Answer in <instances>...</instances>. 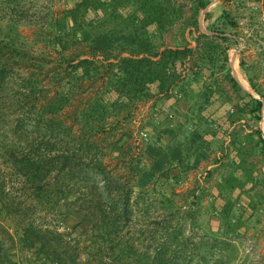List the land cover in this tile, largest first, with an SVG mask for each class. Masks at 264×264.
<instances>
[{
  "label": "trees",
  "instance_id": "16d2710c",
  "mask_svg": "<svg viewBox=\"0 0 264 264\" xmlns=\"http://www.w3.org/2000/svg\"><path fill=\"white\" fill-rule=\"evenodd\" d=\"M73 1L56 14L51 0H0V208L20 224V244L44 264H77L72 242H80L59 229L77 217L75 229L87 227V255L97 264H230L235 247L228 238L243 225L235 215L240 199L232 195L249 199L250 218L264 211V175L254 161H264L263 130L233 131L232 155L214 161L223 170L216 197L224 202V237L213 233L195 243L184 228L197 226V191L179 229L167 214L153 229H140L154 247L142 252L128 234L141 203L173 212L179 195L164 186L182 184L212 160L220 135L209 109L231 98L225 83L237 98L229 124L263 121L264 93L248 75L260 98L246 91L230 66L239 40L225 29L239 23L224 11L223 29L201 33L200 15L211 0ZM177 26L181 46L168 47L165 35ZM150 100L153 131L139 153H125L121 139L105 148L103 136ZM167 100H175L174 119L156 122ZM31 211L52 214L56 227L30 221ZM2 254L0 248V264H14Z\"/></svg>",
  "mask_w": 264,
  "mask_h": 264
},
{
  "label": "rangeland",
  "instance_id": "374dc122",
  "mask_svg": "<svg viewBox=\"0 0 264 264\" xmlns=\"http://www.w3.org/2000/svg\"><path fill=\"white\" fill-rule=\"evenodd\" d=\"M211 1L212 3L209 5L210 8L208 11L204 13V10L200 15V32L211 34L212 32H210V29L212 30L214 27H216L217 30L223 29L220 20L224 11H229L233 15L239 23V27L235 30L225 29V31L229 36L237 35L239 44L233 45L229 52L230 66L232 68L233 64L235 75L241 81L244 88L257 98H260L251 88L247 75L254 79L264 93V0H232L230 2H223L220 0ZM73 3V0H51L50 5L53 11L58 14L60 11L72 7ZM28 32L29 30H26L27 34ZM193 32L195 37H199L200 33H197L196 30H193ZM186 39L189 40L192 48L197 47L189 31L186 33ZM182 40L179 26L173 28L165 35V44L171 48L181 46ZM242 61L246 64L245 70L240 66ZM219 77L222 78V76ZM224 86L231 98L226 99V101L217 100L209 109V115L216 121V129L220 135L218 138L219 143L216 145V151L212 157L211 163L209 162L210 165L207 164L203 166V168L200 167L199 170L191 172L182 184L174 188L171 186H164V191L168 192L169 195L172 190L179 195L176 198V207H174L173 212L166 213V209L162 210L160 204L153 205L152 203L154 202L152 200H150L149 204L142 205L141 203L139 206L136 213L137 215L131 224L132 231L128 234V238L136 242V245L142 249V252L154 247V243L152 237L148 235V232H146L145 235L141 234V232H139L140 229H153L155 219L160 221L163 215L165 216L166 214L173 220L171 226L175 229H179L181 224L184 223L182 219L184 213L192 207L191 195L194 191H197V195L200 193L199 195L202 199L199 203L197 226H195V228H189L188 224H184V228L188 230L187 233L194 235L195 243L201 242V239L213 233L219 234L217 237H224L221 232L222 221L220 218V209L224 205V202L216 197V187L221 182L223 170H221L220 166L214 167L217 165L214 161L223 159L225 155H229V157L232 155L231 133L233 131L248 133L258 129L264 132V119L257 124L247 117L242 120V122H237L234 125L229 124L227 114L229 111L234 110L237 104V98L233 96L227 83H225ZM174 101L167 100L159 104L160 107L157 110L158 116H156V122L166 119L167 116L170 120L174 119L173 112L170 108L171 103ZM151 102L152 100L138 102L133 107L131 115L127 119L122 120V123L115 133L111 131L112 133L110 132L103 136L104 141L102 145L106 148L114 139H121L124 152L130 155H137L143 148L145 139L152 135L153 129L150 122L152 121L151 119L154 113L152 111L154 104ZM254 161L257 171L263 176V158H256ZM198 188H202V191H198ZM260 190H263V188L261 187ZM232 197L235 201L238 198L240 199H238L239 202L237 203L235 215L237 218L241 217L243 225L236 234L228 238L233 247H235V250L229 255L231 259L230 264H264V211L259 214V216L250 218L251 212L248 210V204L250 203L249 199L245 195H241L239 191H236ZM147 208H151L149 216L145 213ZM27 218L32 222L39 221L52 228L56 227L53 222L52 214L31 211L28 212ZM79 221L80 218L77 217L66 218L59 229L65 234L72 233L73 238H76L73 239V241L78 240L80 242V244H77V241L72 242L77 264H97V260L93 257L89 258L87 255L88 252L86 247L89 245L85 232L87 231V227L83 226L80 229H75ZM21 233L20 224H16L15 221L7 217L0 208V248L2 249L3 257L8 255L14 264H44L42 260L38 259L35 250L24 249L22 247L18 236ZM120 235H127L125 229H123Z\"/></svg>",
  "mask_w": 264,
  "mask_h": 264
},
{
  "label": "crops",
  "instance_id": "0c3cea01",
  "mask_svg": "<svg viewBox=\"0 0 264 264\" xmlns=\"http://www.w3.org/2000/svg\"><path fill=\"white\" fill-rule=\"evenodd\" d=\"M196 43V42H195ZM195 43H194V46H195ZM193 46V45H192ZM245 89V88H244ZM246 91H248L247 89H245ZM249 93H251L250 91H248ZM252 94V93H251ZM255 96V95H254ZM257 98V97H256ZM152 104H154V100H152V102H151ZM151 104V105H152ZM210 163H211V161H210ZM210 165L209 164V162L208 163H204L201 167L203 168V166H206V165ZM214 167H219V164L218 165H215ZM211 168V167H210Z\"/></svg>",
  "mask_w": 264,
  "mask_h": 264
},
{
  "label": "water",
  "instance_id": "95a60500",
  "mask_svg": "<svg viewBox=\"0 0 264 264\" xmlns=\"http://www.w3.org/2000/svg\"><path fill=\"white\" fill-rule=\"evenodd\" d=\"M210 8V6L204 11V13L206 12V11H208V9ZM203 13V14H204ZM232 69H233V75H234V77L239 81V83L243 86V84L241 83V81L238 79V77L235 75V72H234V68H233V64H232ZM244 87V86H243ZM256 97V96H255Z\"/></svg>",
  "mask_w": 264,
  "mask_h": 264
},
{
  "label": "built area",
  "instance_id": "2783aa9c",
  "mask_svg": "<svg viewBox=\"0 0 264 264\" xmlns=\"http://www.w3.org/2000/svg\"><path fill=\"white\" fill-rule=\"evenodd\" d=\"M171 93H173V91H172ZM175 94H176V93H175Z\"/></svg>",
  "mask_w": 264,
  "mask_h": 264
}]
</instances>
